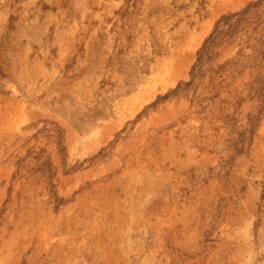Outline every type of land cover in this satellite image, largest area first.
<instances>
[{
	"label": "rangeland",
	"instance_id": "rangeland-1",
	"mask_svg": "<svg viewBox=\"0 0 264 264\" xmlns=\"http://www.w3.org/2000/svg\"><path fill=\"white\" fill-rule=\"evenodd\" d=\"M0 264H264V0H0Z\"/></svg>",
	"mask_w": 264,
	"mask_h": 264
},
{
	"label": "trees",
	"instance_id": "trees-1",
	"mask_svg": "<svg viewBox=\"0 0 264 264\" xmlns=\"http://www.w3.org/2000/svg\"><path fill=\"white\" fill-rule=\"evenodd\" d=\"M255 7H258V5L255 4L241 13L225 17L223 20V27L218 31V38H222V36H224L228 30H231L232 28H238L241 24L246 23L249 19L251 20L252 18L250 17H253V14H255V12H253ZM210 42H214V40L212 39Z\"/></svg>",
	"mask_w": 264,
	"mask_h": 264
}]
</instances>
